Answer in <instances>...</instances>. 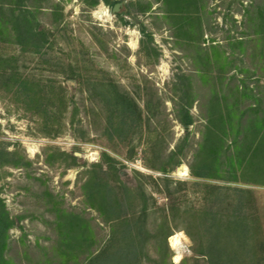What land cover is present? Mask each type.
I'll use <instances>...</instances> for the list:
<instances>
[{"label":"rangeland","instance_id":"obj_1","mask_svg":"<svg viewBox=\"0 0 264 264\" xmlns=\"http://www.w3.org/2000/svg\"><path fill=\"white\" fill-rule=\"evenodd\" d=\"M23 1L0 0L36 36H0L5 259L264 264V0Z\"/></svg>","mask_w":264,"mask_h":264},{"label":"trees","instance_id":"obj_2","mask_svg":"<svg viewBox=\"0 0 264 264\" xmlns=\"http://www.w3.org/2000/svg\"><path fill=\"white\" fill-rule=\"evenodd\" d=\"M22 4H24V1L21 0ZM21 2L19 4H12L10 7L13 8H9V11L11 12V16H12V20L10 22H7L4 24V22L0 21V36H3V32H6L7 35H11L14 34L17 36V34H19V32H21V30H24V35L27 36V38L29 40H33L35 39V33H34V29H33V25H32V21L30 20V15H32L31 10L23 9L25 10L26 16H23V22L24 25L22 26L21 24V18L20 16L17 14L18 12L21 13L22 9H19L17 6L20 7H24V5L21 4ZM95 5V3H94ZM5 5L0 4V12L3 13L5 11ZM143 33L145 34V30H143ZM5 36V35H4ZM150 38H152L150 36ZM121 102L123 103L124 108L126 107H137L136 103L128 98V96H124V98H122ZM112 103V102H111ZM183 125L185 127H188L190 125H192V118L190 117L188 111H187V115L186 118L182 121ZM257 155V154H256ZM107 156V155H106ZM253 158H255V154L253 156ZM250 162H253L252 159H250ZM198 177L204 176V175H197ZM93 181H89L88 182V187H91ZM90 198H93V196L90 194L89 196ZM94 206V205H93ZM95 207V206H94ZM13 227V222L9 216V213L7 212L5 205L2 204V201H0V264H10L4 257V252L7 248V241H8V232L10 231V229Z\"/></svg>","mask_w":264,"mask_h":264},{"label":"bare ground","instance_id":"obj_3","mask_svg":"<svg viewBox=\"0 0 264 264\" xmlns=\"http://www.w3.org/2000/svg\"><path fill=\"white\" fill-rule=\"evenodd\" d=\"M171 244H172V247L174 249L175 248L177 249L180 246V244H181L180 234L174 235L171 237ZM175 260H176V262H179L181 260V256L180 255L176 256Z\"/></svg>","mask_w":264,"mask_h":264},{"label":"water","instance_id":"obj_4","mask_svg":"<svg viewBox=\"0 0 264 264\" xmlns=\"http://www.w3.org/2000/svg\"><path fill=\"white\" fill-rule=\"evenodd\" d=\"M123 7V4L122 3H118L114 6V9H113V12L114 13H119L120 12V8Z\"/></svg>","mask_w":264,"mask_h":264}]
</instances>
